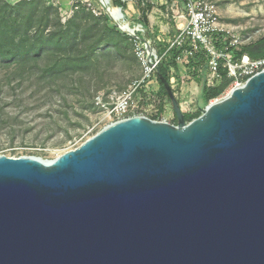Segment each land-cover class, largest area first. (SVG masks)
Returning a JSON list of instances; mask_svg holds the SVG:
<instances>
[{
    "label": "water",
    "instance_id": "obj_1",
    "mask_svg": "<svg viewBox=\"0 0 264 264\" xmlns=\"http://www.w3.org/2000/svg\"><path fill=\"white\" fill-rule=\"evenodd\" d=\"M163 82L176 125L0 155V264H264V71L189 123Z\"/></svg>",
    "mask_w": 264,
    "mask_h": 264
},
{
    "label": "rangeland",
    "instance_id": "obj_2",
    "mask_svg": "<svg viewBox=\"0 0 264 264\" xmlns=\"http://www.w3.org/2000/svg\"><path fill=\"white\" fill-rule=\"evenodd\" d=\"M30 1L37 3L29 5ZM108 1L115 6V0ZM121 1L124 20L142 31L144 41L152 43L160 58L159 65L167 66L171 77L175 72L173 94L181 111L192 113L199 86L189 80L188 71L184 72L178 64L176 69L169 51L178 34L177 24L184 23L177 19L180 6H173L171 0ZM209 1L217 6L219 23L234 36L237 43L234 48L246 47L264 38V0ZM25 2L28 5L18 11H9V7ZM81 10L100 20L102 28L96 30L95 24H90L87 27L91 32L87 33L80 22ZM143 12L148 20L146 27L142 26ZM42 16L47 17L45 25L28 23L29 18ZM103 26L115 30L107 32ZM41 34L49 40L34 45ZM0 38V51L14 49L20 55L33 46L48 44L40 48L38 55L30 57V61L23 57L19 62H12L3 59V54L0 56V155L7 157H35L50 162L75 149L110 125L93 105L94 97L98 93L121 91L141 75L131 38L113 24L99 0H0ZM72 41L80 43L78 51L89 52L96 47L97 67L83 74L87 87L77 76L58 77L46 84L43 81L50 77L42 79L47 75L45 69L54 58L60 59L66 54ZM229 92L230 87L218 99ZM140 103L150 108L147 114L150 119H155L156 111L163 104L162 120L175 125L171 103L162 100L160 94L142 95Z\"/></svg>",
    "mask_w": 264,
    "mask_h": 264
},
{
    "label": "built area",
    "instance_id": "obj_3",
    "mask_svg": "<svg viewBox=\"0 0 264 264\" xmlns=\"http://www.w3.org/2000/svg\"><path fill=\"white\" fill-rule=\"evenodd\" d=\"M171 2L173 6H180L181 14L177 19L181 17L184 23L177 24L178 34L169 46V50L179 51L176 63L184 72L186 71L187 59L198 51L204 52L208 57L206 82L208 87H212L218 80L220 67L227 71V77L231 80L230 90L243 86L247 79L264 71V58L251 60L244 55L239 61H234L229 55L227 49L235 47L237 43L234 36H230L219 23L218 9L212 1L171 0ZM107 16L114 23L111 16L108 14ZM122 21H124V17ZM132 29V35L129 37L132 41L134 56L140 64V77L121 91L113 90L108 93H98L93 99V105L106 116L110 125L132 117L150 119L147 115L150 108L140 103L141 96L150 95V93L157 94L158 92L157 68L160 58H158L152 43L141 38L142 31L137 27ZM217 34L221 35L223 41H228V47L223 49L216 47ZM173 74L174 72L170 81L172 91L174 89ZM158 111H156V115ZM158 120L165 122L161 117Z\"/></svg>",
    "mask_w": 264,
    "mask_h": 264
},
{
    "label": "trees",
    "instance_id": "obj_4",
    "mask_svg": "<svg viewBox=\"0 0 264 264\" xmlns=\"http://www.w3.org/2000/svg\"><path fill=\"white\" fill-rule=\"evenodd\" d=\"M26 3L27 2L18 4L14 7H9V11H18L21 7L25 5L28 4L32 5L33 3H37V2L30 1L28 2V4ZM115 6L121 8V10L124 8V4L121 0H115ZM79 15H80V22L82 25L86 27L84 29L87 33L91 32V30L88 29L87 27L90 24H95L94 29L96 30L102 28L100 20H98L94 16H91L90 13L87 12L86 10H81ZM104 18L108 19L106 16ZM21 20H24V18L22 17ZM142 20H143L142 26L144 27L148 26V20L146 16H144V12L142 13ZM28 23L45 25L47 23V17L42 16L41 18L38 17L36 19L29 18ZM19 26H21V23H19L18 27ZM103 27L107 32L115 30L114 28L109 29L106 26ZM41 40L48 41L49 38L43 37V35L41 34L36 39V41L33 42V44L36 45ZM70 44H71L69 46L70 49L67 50L66 54L63 55V57H61L60 59L54 58L55 60L51 64H49L48 68L45 69L44 73H46L47 75H43L42 79L45 76L50 77L48 81H43L46 84H51L58 77L71 78L77 76L78 79L83 83V86H85L86 82H84L83 74L85 73L89 74L93 66L97 67L98 57L95 54L96 47H93V49L89 52H85V51L83 52V51H78L77 49L79 48L80 45L79 42L72 41ZM46 45L48 44L42 43V46L40 47L33 46L29 51L23 52L21 55L20 53L18 54L14 53L13 52L14 49L4 52L1 50L0 56L3 54L2 58L3 59L5 58L6 61L19 62V60H22L23 57L25 59H29L32 56L38 55L37 52L40 50V48ZM215 45L217 48L223 49L228 47V41H223L221 35L217 34L215 39ZM0 47H2V41H0ZM170 50L169 51L172 52L171 54L172 63L175 64L177 69L176 57L178 56L179 51H176L175 49H170ZM227 52L234 61H239L244 55L248 56L249 59L251 60L264 58V38L258 41L257 43L246 47H239V48L229 47L227 49ZM17 56H19L20 59H18ZM207 60L208 57L202 51H198L194 53L192 57L187 59V64L185 65V70H186L185 72L188 71L189 80L194 81L199 86L200 91L194 105V111L192 113H184V121L186 123H189L192 120L198 118L201 115L202 109H204L212 100L218 99L230 87L231 80L227 77V71L222 67H220L218 70V80L215 81L212 87L207 86L206 83L208 76ZM167 68H168L167 66H164L162 64L159 65L157 68V83H158L157 94H160L162 100L166 99L170 102L168 92L163 82L165 81L170 86L171 75H169ZM178 71L181 72L179 68ZM176 82L179 83L180 80L177 78ZM177 102L179 103L178 100ZM163 113H164V107L163 104H161L158 114L155 116V119L152 120H158L163 115ZM173 124L175 125L177 124V120L175 116L173 118Z\"/></svg>",
    "mask_w": 264,
    "mask_h": 264
},
{
    "label": "bare ground",
    "instance_id": "obj_5",
    "mask_svg": "<svg viewBox=\"0 0 264 264\" xmlns=\"http://www.w3.org/2000/svg\"><path fill=\"white\" fill-rule=\"evenodd\" d=\"M100 2H101V4H102L103 6L107 4L106 6H104V8H105L106 13H107L109 16H111V18L114 20V23H113V24H114L115 26H117V28H118L120 31H126V29H125V25H127L128 22L125 21V20L122 21L121 13H120L119 10L117 9V7L114 6V5H112V4H110L108 0H101ZM181 20H182V18L180 17V18L178 19V21H181ZM180 25H181V22H180ZM129 27L132 29L131 26H129ZM129 33H131V32H129Z\"/></svg>",
    "mask_w": 264,
    "mask_h": 264
},
{
    "label": "crops",
    "instance_id": "obj_6",
    "mask_svg": "<svg viewBox=\"0 0 264 264\" xmlns=\"http://www.w3.org/2000/svg\"><path fill=\"white\" fill-rule=\"evenodd\" d=\"M156 1H162V0H156Z\"/></svg>",
    "mask_w": 264,
    "mask_h": 264
}]
</instances>
